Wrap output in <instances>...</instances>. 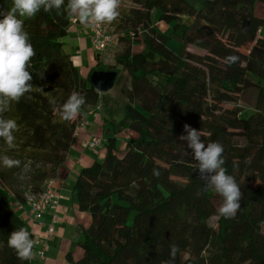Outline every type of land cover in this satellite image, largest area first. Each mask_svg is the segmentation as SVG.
<instances>
[{
	"label": "trees",
	"instance_id": "16d2710c",
	"mask_svg": "<svg viewBox=\"0 0 264 264\" xmlns=\"http://www.w3.org/2000/svg\"><path fill=\"white\" fill-rule=\"evenodd\" d=\"M68 3L23 18L35 50L28 65L34 88L4 113L18 129L14 147L0 139V155L34 169L24 194L13 192L7 186L12 173L0 170V264H29L8 245L13 231L26 229L19 215L25 195H38L56 178L82 115L97 104L110 136L103 158L83 167L73 184L78 208L90 215L78 264H264V12L254 13L264 0H136L139 9L112 25L121 29L117 68L100 69L96 54L87 78L63 50L73 15ZM12 6L13 0H0V14ZM157 23L180 42L179 53ZM95 69L117 72L113 87L120 98L97 93L89 82ZM73 92L86 103L64 120L62 106ZM185 125L199 131L205 145H223V167L242 193L234 217L216 207L223 198L180 139ZM122 131L136 137L121 141L118 153Z\"/></svg>",
	"mask_w": 264,
	"mask_h": 264
},
{
	"label": "clouds",
	"instance_id": "9594fccd",
	"mask_svg": "<svg viewBox=\"0 0 264 264\" xmlns=\"http://www.w3.org/2000/svg\"><path fill=\"white\" fill-rule=\"evenodd\" d=\"M120 0H69L67 5L72 14H76L81 23L103 24L114 21L118 15ZM65 5V0H13V6L0 18V139L11 148L14 147V132L18 129L15 119L4 118V113L11 111L14 102H18L26 93L33 90L32 75L28 71L31 58L35 55L29 34L24 28V19L36 15L42 8L45 12L59 11ZM229 62H235L238 57H227ZM40 91L43 92L42 89ZM54 103V101H52ZM86 103L85 96L73 92L62 106L61 116L64 120H71L80 112ZM186 135L180 137L186 141L198 162L197 169L202 177L207 178L208 186L223 198L219 209L225 218L234 217L240 208V186L228 175L223 167L224 148L218 142L207 145L202 142L200 132L185 125ZM3 165L11 167L18 161L8 156H0ZM153 174L159 176L154 169ZM8 245L16 250L21 259H29L34 246L30 233L26 229L13 231L8 238ZM178 249L172 247V255Z\"/></svg>",
	"mask_w": 264,
	"mask_h": 264
},
{
	"label": "crops",
	"instance_id": "0c3cea01",
	"mask_svg": "<svg viewBox=\"0 0 264 264\" xmlns=\"http://www.w3.org/2000/svg\"><path fill=\"white\" fill-rule=\"evenodd\" d=\"M263 12L264 7L256 4L254 13L261 16ZM74 18H77L78 22L75 25H71L67 36L70 44L69 54L80 76H82V71L86 73L88 69V66L84 65L82 61L83 53L94 58L96 53L91 46L89 27L81 23L76 14L72 15V20ZM260 32L264 36V29ZM81 119L86 121V125L77 129L76 141L70 147L66 161L58 169L55 178V188L59 198L56 208L58 221L55 224L54 233L47 238L48 247L43 259H40L35 253L38 250V246H33L29 264H78L82 257L80 243L83 241L84 233L90 225V215L78 208L76 196L73 192V184L77 174L83 167H87L95 160L103 158L105 154L106 128L104 129L102 126L98 104L95 107L88 108ZM100 131H102V134H99ZM128 134L133 136L129 137ZM94 137L101 138L99 145L94 150L81 147L82 143ZM135 137L129 131H122L116 137V141H124ZM19 215L25 228L32 235L33 242H45V232L47 225L51 221V212L45 211L39 221H36L27 209H21Z\"/></svg>",
	"mask_w": 264,
	"mask_h": 264
},
{
	"label": "rangeland",
	"instance_id": "374dc122",
	"mask_svg": "<svg viewBox=\"0 0 264 264\" xmlns=\"http://www.w3.org/2000/svg\"><path fill=\"white\" fill-rule=\"evenodd\" d=\"M137 8L139 9V5L136 3V0H122L119 2L118 12H119V15H124V14H127L131 9H137ZM157 14L158 13H152V15H154V17H156ZM119 15L114 21H112L110 23H104V24L109 25L113 28L114 32L117 33V37L120 36L121 29H119V28L116 29V27L112 26V25H116L117 23H119V21H118ZM155 22L156 21H154V23ZM156 28L159 31H161L163 33H167V35L170 36L169 30L164 24L157 23ZM63 40H64L63 42L66 43V45H64V47H63V50L69 54L70 53V47H69L70 44H69L68 37H65ZM167 44H168V47L174 49V51L177 53H179L182 50V46H181L180 42L177 39L172 38L171 36H170V39H168ZM121 48H122V43L117 42L116 45H114L113 47L108 49L103 54L100 53L98 55L99 68L103 69V70H105L107 68H110L111 70L116 69L117 65H116L115 59H116V56L122 52ZM185 51L196 52V53L198 52L197 49H195L191 46H185ZM82 61H83L84 65L88 66L86 73H84V71H82L83 72L82 77L87 78V74L89 73V71L93 68H96V65H95L96 58H94L92 56H87L86 53H83ZM108 92L111 96L114 97L115 100L118 97L120 98V92L115 87H113ZM108 92H106V93H108ZM99 102L101 105H103L104 101L100 100ZM103 114H104V112L100 110V115L102 116ZM99 134H102V131H100ZM108 136H110V134H106L105 137H108ZM128 136L130 137L133 135L128 134ZM121 143H122L121 141H117V144H116V149H117L118 153H120L122 151ZM0 156H5V155L3 154ZM8 157L12 160L18 161L19 163L15 164L11 167H8V166L3 165L2 162H0V170H5L7 173H12V175L9 178V182L7 183V186L10 187V189L13 192H22L23 194L27 193L28 192L27 190L29 189V186H30L29 185L30 176H31L34 168L32 167V165L29 162H24L22 160L19 161V160H16L15 158H13L11 156H8ZM175 181H177L178 183H181V184L184 183L183 181H180L178 179H175ZM221 206H222V203L220 201H217L216 207L218 209H220ZM133 216H134V212H132L130 214L129 223H131V221L133 220ZM208 223H209V225L214 226L215 218L210 219Z\"/></svg>",
	"mask_w": 264,
	"mask_h": 264
},
{
	"label": "built area",
	"instance_id": "2783aa9c",
	"mask_svg": "<svg viewBox=\"0 0 264 264\" xmlns=\"http://www.w3.org/2000/svg\"><path fill=\"white\" fill-rule=\"evenodd\" d=\"M78 22L77 18H74L71 20V25H75ZM89 27V33L91 35L90 41L91 46L93 48V51L96 54L104 53L111 47L117 44L118 37L117 34L114 32L113 29L109 28L106 24H93L88 23L86 24ZM86 121H80L79 127L85 126ZM100 139L98 137H94L91 140L84 142L81 144L82 148H89V149H95L99 143ZM56 180L55 179H49L47 180L42 188V191L38 195L33 194H26L25 195V203L24 208L33 215L34 219L36 221H39L41 218V215L45 211L51 212V221L46 227V240L43 243H35L38 244L40 247L35 252L36 255L40 258H44V253L48 247V241L47 238L51 237L55 230V224L58 221V218L56 216V208L58 206V198L59 196L56 193ZM21 206H18L17 209H20Z\"/></svg>",
	"mask_w": 264,
	"mask_h": 264
},
{
	"label": "water",
	"instance_id": "95a60500",
	"mask_svg": "<svg viewBox=\"0 0 264 264\" xmlns=\"http://www.w3.org/2000/svg\"><path fill=\"white\" fill-rule=\"evenodd\" d=\"M117 78L115 71H98L91 73L89 82L99 94H103L111 90Z\"/></svg>",
	"mask_w": 264,
	"mask_h": 264
}]
</instances>
